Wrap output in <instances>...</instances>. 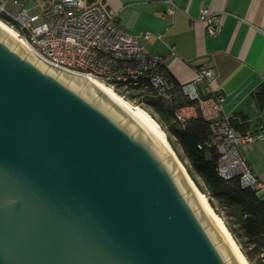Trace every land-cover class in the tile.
I'll list each match as a JSON object with an SVG mask.
<instances>
[{"label": "water", "instance_id": "obj_1", "mask_svg": "<svg viewBox=\"0 0 264 264\" xmlns=\"http://www.w3.org/2000/svg\"><path fill=\"white\" fill-rule=\"evenodd\" d=\"M6 33L0 264H243L226 260L236 251L215 243L226 234L217 220L205 227L215 219L206 204L194 210L202 196L182 193V171L172 176L180 168L143 126L133 132L125 106L89 78L78 90L86 77L24 56Z\"/></svg>", "mask_w": 264, "mask_h": 264}, {"label": "crops", "instance_id": "obj_2", "mask_svg": "<svg viewBox=\"0 0 264 264\" xmlns=\"http://www.w3.org/2000/svg\"><path fill=\"white\" fill-rule=\"evenodd\" d=\"M54 1L39 0L37 5L48 12ZM83 3L114 8L122 27L134 32L149 31V36L140 40L146 51L165 56L164 70L178 85L181 100L187 101L184 99L187 83L200 97V103H183L184 109L198 106L193 118L200 111L207 120L211 115L208 99L221 96L222 108L230 116L234 130L257 134L254 140L241 142L239 147L254 176L264 182V0H84ZM203 7L211 11L215 21L213 35L198 18ZM201 68L211 69L212 75L194 81ZM156 111L170 135L167 138L180 146L171 130V125L176 124L172 116ZM257 193L264 197V189ZM228 218L233 226L235 221L231 216Z\"/></svg>", "mask_w": 264, "mask_h": 264}, {"label": "built area", "instance_id": "obj_3", "mask_svg": "<svg viewBox=\"0 0 264 264\" xmlns=\"http://www.w3.org/2000/svg\"><path fill=\"white\" fill-rule=\"evenodd\" d=\"M28 1L0 0V16L16 29L37 59L68 73L99 79L123 97L137 100L136 104H144L145 95L158 98L171 111L172 122L181 128L195 115L197 107L191 104L184 109L175 82L166 74L165 56L145 50L140 39L148 37L149 31L134 32L122 27L116 10L105 9L99 3L55 0L48 12L41 9L40 13H32ZM8 3L16 6V14L6 8ZM198 18L213 35L216 24L211 11L201 8ZM169 50L173 52V48ZM211 75V69L201 68L194 81ZM185 86L184 99L200 103L191 84ZM222 99L219 95L208 99L209 138L197 146L206 159L214 161L220 177H238L249 180V185L257 190L264 189V182L254 176L239 147L241 142L254 140L257 134L236 132L222 108ZM260 255L264 261V252Z\"/></svg>", "mask_w": 264, "mask_h": 264}, {"label": "trees", "instance_id": "obj_4", "mask_svg": "<svg viewBox=\"0 0 264 264\" xmlns=\"http://www.w3.org/2000/svg\"><path fill=\"white\" fill-rule=\"evenodd\" d=\"M0 19L4 20L2 16H0ZM176 87L178 88L177 84ZM142 101L147 106L163 111L168 117L172 116L169 108L163 106V103L158 98L145 95ZM181 103H194V101L185 102V100H181ZM171 130L176 136L184 156L190 163V167H187L190 176L193 181H196L194 173L202 178L209 194V203L223 218L225 225L239 244L246 259L248 262L250 261L249 264H264L260 255L261 252H264V197H260L257 189L244 184L238 177L230 179L220 177L215 171L214 161L204 157L197 145L209 138V130L208 122L203 118L200 111H198L195 118H189L184 128L173 124L171 125ZM168 141L173 149L176 150L172 141L170 139ZM179 158L183 161L181 155H179ZM213 199L224 209L226 215L231 216L238 224L240 233H237L232 224L218 211ZM241 235L244 236L247 244L251 246V250H246L241 244L239 240V236ZM252 255H257L258 259L252 260Z\"/></svg>", "mask_w": 264, "mask_h": 264}, {"label": "bare ground", "instance_id": "obj_5", "mask_svg": "<svg viewBox=\"0 0 264 264\" xmlns=\"http://www.w3.org/2000/svg\"><path fill=\"white\" fill-rule=\"evenodd\" d=\"M0 26L7 32L4 37L2 38L3 40L5 39V37L10 34L11 36H13L17 41L14 44L13 48L16 47V45L18 44L19 41H21L26 47L29 48V50L26 52V54L24 56H27V54L31 51L29 45L27 44V42L17 33L16 29L9 25L7 22L3 21L2 19H0ZM37 62V59L34 61ZM48 65L45 68L46 70L48 69ZM60 73V71L57 72V76ZM72 78V76L69 77V79L67 80L66 83H68L70 81V79ZM91 79L92 81H94L100 88L101 90L99 91L100 93L105 90L108 94H110V96L115 100V102H113L114 104L119 102L121 103L123 106H125L130 112H128L126 114L129 115L130 113L136 118V120L140 123V125L133 130V132L135 133L141 126H143L148 132L149 134L154 138L152 141L149 142V144L153 143L154 141H157V143L164 149V151L167 153V155H165L164 157L161 158V160L165 159L166 157L170 156L174 162L177 164V166L180 168V170H178L177 172H175L174 174H172V176H175L176 174H178L179 172L182 171L186 181L189 184V188L186 189L185 191H183L182 193H186L189 190H193L194 193L200 194L203 198V200L205 202H203L202 204H200L199 206L195 207L194 210L198 209L199 207L203 206L204 204H206L208 206V208L210 209L211 213L213 214V216L215 217L214 220H212L211 222L207 223L205 225V227H207L208 225H210L211 223L215 222L217 220V222L219 223V225L221 226V228L223 229V231L225 232L226 236L221 238L220 240L216 241L215 243H219L222 240L228 238L230 244L232 245L233 249L236 251L235 254H233L232 256L228 257L226 260L228 261L229 259L233 258L234 256H236L238 254V256L240 257L241 261L243 264H249L248 260L246 259L245 255L243 254V252L241 251L238 243L236 242V240L233 238L231 232L229 231V229L227 228V226L225 225L223 219L220 217L219 214H217V212L213 209V207L211 206V204L209 203L206 195L200 191V189L198 188V186L196 185V183L193 181V179L191 178V176L189 175L187 169L185 168L184 164L182 163V161L180 160V158L178 157V155L176 154L175 150L173 149V147L171 146L170 142L167 139L166 133L163 130V128L160 126V124L158 123V121L153 118L148 111H146L144 108H142L140 105H136L133 104L132 102H130L129 100L125 99L119 92V94L115 91L114 88H112L110 85L106 84L105 82L93 78V77H86V80L83 81V83L80 85V87L78 88V90H80L82 88V86L85 84V82L87 81V79ZM99 94H96L92 99L94 100ZM112 107V105H110L107 109L109 110ZM123 118H125V116L121 117L119 120L121 121Z\"/></svg>", "mask_w": 264, "mask_h": 264}, {"label": "rangeland", "instance_id": "obj_6", "mask_svg": "<svg viewBox=\"0 0 264 264\" xmlns=\"http://www.w3.org/2000/svg\"><path fill=\"white\" fill-rule=\"evenodd\" d=\"M39 2V0H29L28 1V3H27V6L30 8V12H32V13H40L41 12V8L40 7H38V5H37V3ZM6 8L10 11V13L11 14H16V12H17V8H16V6H14V5H12L11 3H8L7 5H6ZM3 20V19H2ZM4 21V20H3ZM9 24V23H8ZM10 25V24H9ZM115 91H116V89H115ZM118 91V90H117ZM116 91V92H117ZM118 93V92H117ZM145 93L146 94H148L149 93V91H145ZM119 94V93H118ZM130 97V96H129ZM125 98V97H124ZM127 99V98H126ZM135 99H138V97H136ZM127 100H129L130 102H132L133 104H136L137 103V100H134L133 98H129V99H127ZM136 105H140L142 108H144L146 111H148L151 115H152V117L153 118H155L158 122H160L161 121V118H160V116H159V114H158V112L156 111V109H153L152 107H150V106H147L145 103L144 104H136ZM160 124V126L163 128V130H164V127H163V125H162V123H159ZM165 131V130H164ZM165 133H167V132H165ZM166 135H169V133H167ZM170 136V135H169ZM168 137V136H167ZM168 139V138H167ZM172 140H173V138H171ZM173 142H174V145H175V148H176V150H175V152H176V154L178 155V157H179V155H181V157H183V161H182V163L184 164V166H185V168L187 169V167L189 166L190 167V163H189V161H188V159L184 156V154H183V152H182V149H181V147L176 143V141L175 140H173ZM188 171V170H187ZM189 173V172H188ZM194 173V172H193ZM190 175V174H189ZM194 175H195V179H196V181H194L195 183H196V185L198 186V188L200 189V191L201 192H203L205 195H206V197H207V199L209 200V197H208V191L206 190V185H205V183H204V181L202 180V178L199 176V175H197L196 173H194ZM192 178V177H191ZM209 202H210V200H209ZM213 202H214V204L217 206V209H218V211L222 214V215H224L225 216V218L227 219V220H232V219H229L228 218V216L226 215V213L224 212V209L221 207V206H219L218 205V202L215 200V199H213ZM213 207V206H212ZM213 209H214V207H213ZM215 210V209H214ZM216 211V210H215ZM217 212V211H216ZM218 213V212H217ZM219 214V213H218ZM220 215V214H219ZM220 217H221V215H220ZM222 218V217H221ZM223 219V218H222ZM233 227L236 229V231H237V233H239L240 231H239V227H238V224L236 223V222H233ZM239 240H240V242H241V244L244 246V248L246 249V250H251V246H249L248 244H247V242H246V239L244 238V236L243 235H241V236H239ZM239 245V244H238ZM258 259V256L257 255H252V260H257ZM250 262V261H249ZM251 264V263H250Z\"/></svg>", "mask_w": 264, "mask_h": 264}]
</instances>
